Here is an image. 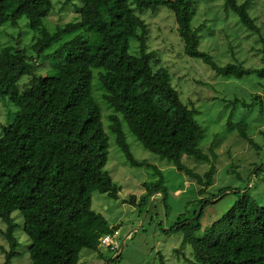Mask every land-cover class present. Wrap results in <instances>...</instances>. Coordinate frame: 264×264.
<instances>
[{"label": "trees", "instance_id": "1", "mask_svg": "<svg viewBox=\"0 0 264 264\" xmlns=\"http://www.w3.org/2000/svg\"><path fill=\"white\" fill-rule=\"evenodd\" d=\"M198 1L64 0V6L74 4L78 16L51 30L45 19L55 11V0H0V26H17L26 17L34 31L29 46L7 45L0 49V97L19 108L0 132V218L7 225L0 232L9 245L3 248L4 264H12L19 245L15 211L24 217L32 264H82L84 249H98L96 236L119 230V225L111 226L93 208L94 192L118 198L121 191L106 170L113 136L132 166L153 169L154 181L144 184V201L147 203L154 192L166 200L164 171L135 158L125 125L146 149L199 185L200 198L193 201L196 210L187 211L173 225L183 232L184 243L191 245L195 261L264 264V203L248 189L236 192L235 204L215 222L212 231L197 234L204 209L212 203L202 196L214 184L215 165L201 147L204 128L197 119L200 112L196 102L184 101L181 91L172 84L169 68L155 61L148 44L149 24L138 14V10L166 5L175 14L185 54L202 59L228 78L240 79L253 72L264 77V69L246 68L241 61L221 65L201 47L199 30L216 26V22L209 23L208 13L210 5L218 2L237 17L247 36L262 45L259 50L264 54V34L251 14L252 0H204L207 5L202 21L194 27ZM87 29L91 30L90 36ZM209 31L214 33L212 27ZM132 41L137 42L135 51ZM75 53L79 57L67 59L68 54ZM42 62L49 65L45 72L40 70ZM25 76L29 81L21 86ZM95 78L104 102L112 108L109 129L95 95ZM253 100L263 106L259 94ZM231 104L234 108L228 125L235 126L259 152L261 145L249 134L248 122H233L238 105L249 109L255 103L235 98ZM213 155L216 159L215 152ZM185 158L210 163L211 167L202 174ZM263 170L264 164L261 168L256 165L253 173L261 177ZM228 192L219 190L212 199Z\"/></svg>", "mask_w": 264, "mask_h": 264}, {"label": "rangeland", "instance_id": "2", "mask_svg": "<svg viewBox=\"0 0 264 264\" xmlns=\"http://www.w3.org/2000/svg\"><path fill=\"white\" fill-rule=\"evenodd\" d=\"M55 1V11L45 19L51 30L64 26L78 16L74 4L64 6V0ZM251 2V14L262 27L264 34V0ZM216 3L218 2L210 5L208 17L209 23L216 22L217 28L208 25L199 30L202 36L201 47L209 51L221 65L241 61L246 68L263 70L264 54L259 50L262 45L256 44L251 36H247L236 16ZM204 5H207L204 0L198 1L199 12L193 18L194 27L202 21ZM138 14L149 24L148 44L154 52L155 61L169 68L172 84L181 91L183 100H194L200 112L197 119L204 128L201 147L215 165L214 184L202 196L212 202L204 209L200 219L202 228L197 233L199 236L205 235L207 230L212 231L215 222L229 213L237 200L236 192L248 189L260 203H264V173L261 177L253 173L256 165L261 168L264 164V77L253 72L240 79L228 78L219 75L202 59L185 54L175 14L166 5L138 10ZM211 27L213 34L209 31ZM87 35H91V30L87 31ZM33 37L34 31L26 17L21 18L17 26L5 23L0 26V49L7 45L27 47ZM136 46L137 42L132 41L134 51ZM77 57L79 53L67 55V59L74 60ZM42 65L41 72L47 71L49 65L46 62H42ZM27 81L29 77H23L21 86ZM94 83L95 95L102 105L105 125L109 129L112 108L104 102L103 91L96 78ZM255 94L261 96L262 107L260 102L253 100ZM235 98L255 103L249 109L238 105L233 122H248L249 134L261 145L259 152L241 137L235 126L228 125L230 113L234 108L231 101ZM18 110L16 103L0 97V132L1 126L11 122ZM125 131L135 158L145 160L149 165H155L164 171L167 197L164 201L161 193L154 192L147 199V203L144 201L143 196L147 190L144 184L154 181L152 167L132 166L116 144L114 136L111 137L106 170L121 186V191L118 198L94 192L93 208L100 212L111 226L119 225L120 250L122 246L124 248L119 258L117 255L120 250L113 252L101 246L105 235L96 236L95 238L99 239L98 249H84L81 255L82 264H202L195 261L191 245L184 243L183 232L173 228L183 214L196 210L197 204L193 201L200 198L199 185L183 172L176 170L166 159L146 149L129 131L127 125ZM213 152L217 155L216 159ZM185 161L202 174L211 167L207 162L200 163L186 158ZM222 189H229L230 192L212 199ZM132 196H135L134 201H131ZM202 207L203 205L197 208L200 211ZM13 217L17 223L15 235L19 245L12 264H32L29 254L31 241L23 229L24 217L20 211L13 212ZM6 226L0 218V230L6 229ZM3 248L8 249L9 245L0 232V264H4L6 260Z\"/></svg>", "mask_w": 264, "mask_h": 264}, {"label": "built area", "instance_id": "3", "mask_svg": "<svg viewBox=\"0 0 264 264\" xmlns=\"http://www.w3.org/2000/svg\"><path fill=\"white\" fill-rule=\"evenodd\" d=\"M119 234V230H116L113 234H106L102 239L101 246L109 248V250L113 252H117L121 247Z\"/></svg>", "mask_w": 264, "mask_h": 264}, {"label": "crops", "instance_id": "4", "mask_svg": "<svg viewBox=\"0 0 264 264\" xmlns=\"http://www.w3.org/2000/svg\"><path fill=\"white\" fill-rule=\"evenodd\" d=\"M122 250H123V249H121L119 253H121ZM119 253H118V254H119Z\"/></svg>", "mask_w": 264, "mask_h": 264}, {"label": "water", "instance_id": "5", "mask_svg": "<svg viewBox=\"0 0 264 264\" xmlns=\"http://www.w3.org/2000/svg\"><path fill=\"white\" fill-rule=\"evenodd\" d=\"M124 248V246H122V248L121 249H123ZM117 258V257H116Z\"/></svg>", "mask_w": 264, "mask_h": 264}]
</instances>
